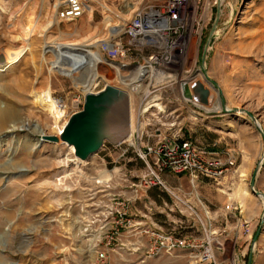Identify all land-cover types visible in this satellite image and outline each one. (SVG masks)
Segmentation results:
<instances>
[{
    "label": "rangeland",
    "instance_id": "1",
    "mask_svg": "<svg viewBox=\"0 0 264 264\" xmlns=\"http://www.w3.org/2000/svg\"><path fill=\"white\" fill-rule=\"evenodd\" d=\"M154 2L89 0L83 17L60 22L53 0H0V103L9 115L0 127V264H210L200 260L201 244L209 238L215 251L220 244L235 245L227 261L264 264V0L222 1L202 64L218 4L211 0L184 69L157 75L155 83L173 82L147 104L135 92L138 112L122 144L106 141L87 160L66 143L38 145L39 134L60 135L71 115L83 109L87 92L103 87L78 85L82 78L72 75L64 42L99 38ZM199 71L218 90L221 110L187 102L190 84L201 81L210 89L201 78L183 84ZM211 105L209 100L205 106ZM165 136L190 138L223 158L235 156L234 166L218 180L198 178L193 184L190 176H176L180 190L155 194L161 216L153 230L193 234L198 247L149 256L121 249L118 240L107 245L103 224L113 225L126 199L128 215L135 216L133 196L145 189L138 186L146 172L138 151ZM229 237L233 240L226 241Z\"/></svg>",
    "mask_w": 264,
    "mask_h": 264
},
{
    "label": "built area",
    "instance_id": "2",
    "mask_svg": "<svg viewBox=\"0 0 264 264\" xmlns=\"http://www.w3.org/2000/svg\"><path fill=\"white\" fill-rule=\"evenodd\" d=\"M88 6L89 0H53L54 15L60 22L80 19ZM209 10H212L211 0H155L154 3L139 6L123 25L124 28L112 37L110 46H100L104 59L102 64L109 69H121L119 72L125 79L123 82L129 84L131 90L141 93L147 104V100L155 99L157 93L173 82L166 80L155 83L156 75L179 74L187 65L192 39L201 37L203 27L200 22L205 20V13ZM118 81L122 83L120 79ZM99 85H103L100 90L105 87L103 81L96 88ZM192 86L193 83L190 88ZM187 98L189 103L197 101L192 92ZM138 156L146 166L138 186L145 189L161 187L171 193L163 178L166 172L188 174L194 184L200 177L218 180L235 164V156L223 158L219 152L181 136H165L144 151L139 150ZM126 201L130 200H123L122 210L116 211L113 225L104 223L101 228H106L104 239L107 245L118 240L121 227L132 230L138 227L142 232H150L140 229L135 216L128 215ZM213 241L209 238L205 245L201 244L203 251L200 260L209 261L210 264H235L218 258ZM196 247L198 244L195 240L153 231L146 252L153 256L165 250H194ZM98 258L104 259L105 252L100 251Z\"/></svg>",
    "mask_w": 264,
    "mask_h": 264
},
{
    "label": "water",
    "instance_id": "3",
    "mask_svg": "<svg viewBox=\"0 0 264 264\" xmlns=\"http://www.w3.org/2000/svg\"><path fill=\"white\" fill-rule=\"evenodd\" d=\"M221 5L222 1L218 0L216 17L209 33L202 64L205 62L209 44L217 32ZM191 92L198 102L203 105L209 104L210 89L203 82H195L191 87ZM129 106L128 94L120 88L107 86L101 92H89L85 95L83 109L71 115L63 132L60 135L39 134L37 136L38 145H41L43 141L73 145L74 155L87 160L91 155L100 151L106 141L119 145L127 140ZM251 119L254 123L257 122L252 115ZM256 126L259 127L257 124ZM253 192L263 196L255 189Z\"/></svg>",
    "mask_w": 264,
    "mask_h": 264
},
{
    "label": "bare ground",
    "instance_id": "4",
    "mask_svg": "<svg viewBox=\"0 0 264 264\" xmlns=\"http://www.w3.org/2000/svg\"><path fill=\"white\" fill-rule=\"evenodd\" d=\"M123 28H124L123 25H120L117 21L116 23H113V26L110 27V31H109L110 33L108 32L109 34L107 33V31H105L101 37L96 38L94 40H90L89 42L86 41L80 44L77 42H64V43L67 46L66 51L70 52V55H71V60L70 61L68 60L67 64H68V67L71 68L72 75L76 76L79 74V76L82 78L81 80L78 79V85H81L83 87V83H85L86 88L94 89L101 81H103L105 87L102 90H99L94 93L103 91L107 86L116 87V86L121 85L122 88L120 89L124 90L128 94L129 104H130L128 120H129V129H130L132 121L136 118L137 112H138L135 108L136 106L135 105L136 99L134 95L135 91L131 90V88L129 87V84H125L123 82L125 79L123 78V75H121V73L119 72L121 69L119 68L109 69V67L104 64H101L99 66V61L101 63L102 61L99 60L97 56L98 55L97 53H99L98 49L100 48V46L104 45L105 47H109L112 37L117 35ZM59 43L60 42H57L56 44H59ZM191 46H192V43H191ZM22 54H23V50L18 52V54L15 57L10 58V60L6 62V64H8V67L16 63ZM89 66H95L94 70H93V67H89ZM111 78L115 79V81L112 80ZM197 78L203 79L210 87L209 100L210 102H212V105L205 106L202 104L201 106H204L210 109L211 107L215 105L216 106L215 108L217 110H221L222 107L219 101V92L215 88V86L208 79H206V77L204 76L202 72L199 71L196 76L185 79V81H183V84L186 83V81L193 82ZM119 79L122 81V83L118 81ZM107 82L112 83V85L107 84ZM212 89L216 90L217 96H214L212 94L211 92ZM194 103L196 104L195 101ZM138 107H139V103H138ZM8 119H9L8 107L7 105L2 106V104L0 103V127L4 126L5 123L9 121ZM10 127L14 129L16 126L12 125ZM36 144H38V142ZM71 146L72 148H74L73 145Z\"/></svg>",
    "mask_w": 264,
    "mask_h": 264
},
{
    "label": "crops",
    "instance_id": "5",
    "mask_svg": "<svg viewBox=\"0 0 264 264\" xmlns=\"http://www.w3.org/2000/svg\"><path fill=\"white\" fill-rule=\"evenodd\" d=\"M187 103V102H185ZM188 174H173L166 172L163 174V178L167 182L169 188L171 190L181 188V186L175 185V177L177 176H184ZM202 179H208L213 180L210 178L200 177ZM176 186V187H175ZM160 190H165L161 187H151L148 189H144L141 191V189H137L135 196H133L132 201V212L135 214V219L137 224H139L140 229L142 230H149V233L142 232L139 229H130V230H122L118 237V244L120 245L121 249H129L134 251H147V249L150 246V240H151V232H153V224L154 220H158V215L155 211V209L158 208L159 204L157 203V198L155 197V194ZM169 193H171L169 191ZM178 205V203H177ZM156 216V217H154ZM167 234H171L175 237L187 239V240H196L192 239L195 238L193 234H180V233H172L169 232ZM183 236V237H182ZM233 238H228L226 241H232ZM235 245L227 247L225 244H220L216 246V252L218 254V257L222 260H231L233 249ZM179 250V249H178ZM230 255V256H229Z\"/></svg>",
    "mask_w": 264,
    "mask_h": 264
}]
</instances>
